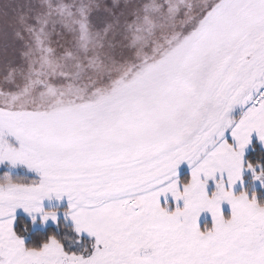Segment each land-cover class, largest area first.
<instances>
[{
	"label": "snow or ice",
	"instance_id": "1",
	"mask_svg": "<svg viewBox=\"0 0 264 264\" xmlns=\"http://www.w3.org/2000/svg\"><path fill=\"white\" fill-rule=\"evenodd\" d=\"M0 264H264V0H0Z\"/></svg>",
	"mask_w": 264,
	"mask_h": 264
}]
</instances>
